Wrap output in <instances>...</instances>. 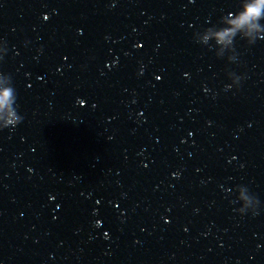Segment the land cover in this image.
I'll list each match as a JSON object with an SVG mask.
<instances>
[{"label": "water", "instance_id": "95a60500", "mask_svg": "<svg viewBox=\"0 0 264 264\" xmlns=\"http://www.w3.org/2000/svg\"><path fill=\"white\" fill-rule=\"evenodd\" d=\"M251 0H227L225 20ZM264 24V20L260 21ZM238 63L215 55L196 163L186 264H264V39H235ZM217 52L223 48L217 46ZM228 71L246 78L225 91ZM239 185L260 201L241 215ZM243 196V190H241Z\"/></svg>", "mask_w": 264, "mask_h": 264}, {"label": "clouds", "instance_id": "9594fccd", "mask_svg": "<svg viewBox=\"0 0 264 264\" xmlns=\"http://www.w3.org/2000/svg\"><path fill=\"white\" fill-rule=\"evenodd\" d=\"M226 16H222L217 25L204 29L202 31L204 33L203 39H196L197 33H194V40L196 43L208 46L210 50L214 47L215 55L218 58H223L226 53H229L227 55L228 62L238 63V53L235 49L237 36L246 40L249 45L255 44L258 39H264V24L260 23L261 20H264V0H251L249 3L242 4V10L232 13L231 19L227 21L225 20ZM213 40L214 45L210 43ZM0 45H2L3 50L0 60H3L7 53V46L6 44ZM217 46L222 47L223 51L217 52ZM227 76L231 83L225 85V91L234 87L239 89L241 82L246 78L234 71H228ZM16 102L17 93L11 75L0 73V130L14 128L22 122L23 116L18 113ZM241 190H243V196H241ZM236 192V200L233 202L240 203V207L234 211L242 216L249 212L252 215H257L260 208L259 199L250 193L245 185L237 186Z\"/></svg>", "mask_w": 264, "mask_h": 264}]
</instances>
